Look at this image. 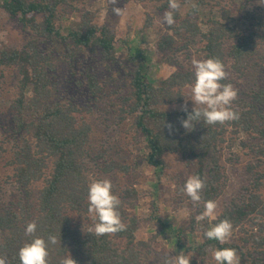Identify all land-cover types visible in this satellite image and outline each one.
<instances>
[{"label": "trees", "instance_id": "16d2710c", "mask_svg": "<svg viewBox=\"0 0 264 264\" xmlns=\"http://www.w3.org/2000/svg\"><path fill=\"white\" fill-rule=\"evenodd\" d=\"M65 1L0 0V7L26 30L33 31L37 37L42 38L43 42L50 41L52 45L62 46L63 48L57 46L58 50L68 60L75 59L88 50L89 53L102 57L105 62H113L115 44L128 45V30L122 28V25L114 29L108 23H94L93 15L84 12L81 21L70 26L65 33L63 25L58 22V8ZM138 1L161 2V8L169 10L168 0ZM234 1L228 6L219 7L216 17L213 15L215 6L208 0H185L191 4V9L184 19L180 18L179 11L174 13L177 21L168 26L172 34L162 36L157 45L158 52L165 55L169 51L178 50L174 35L186 34L203 43L206 59L219 58L225 68L230 62L233 72L243 74L247 64L255 56L260 59V68L264 73V8L249 7L251 0H237L240 8L235 9V6L232 7ZM193 4L196 8L192 7ZM201 14L208 16L207 21L198 22ZM39 16L42 17L41 22H38ZM145 17V27H149L152 25V18L148 15ZM129 48V60L134 70L131 72V95L126 99L127 110L133 116V128L144 138V159L156 178L157 187L161 185L168 167L167 157L171 154L180 155L189 174L199 175L205 181L202 200L217 202L227 182L222 150L229 129L260 140L257 144L259 151L264 154V123H258L257 120L264 116V82L233 101L231 107L239 113V120L208 125L201 119L194 121L193 129L189 131L182 127L180 121L187 119L193 108L187 106L186 113L182 109L170 110L166 107L184 101L182 88L193 83V71L175 70L178 63L168 57L174 71L161 80H154L150 77L147 53H137L131 46ZM50 63L51 60L47 55L44 56L33 40L22 49L4 47L0 50V67L16 66L20 77V93L11 106L17 131L8 139L13 155L10 165H6L8 168L13 166V174L5 178V181L0 178V257L5 258L6 264H20L18 250L25 242L34 238L25 235L26 225L35 221L36 237L47 241L51 234L56 235L58 240L60 238V244L49 245V264H58L66 252L77 264H146L150 253L143 252V243L137 241L138 221L134 216H128L124 202L126 197L130 200L136 197L135 189H126L123 193L125 197L120 200L118 211L126 225L125 231L98 237L82 231L67 215L69 211L79 214L88 212L87 192L90 180L86 161L93 158L89 157L87 150L91 127L77 126L74 107L50 103L53 88L48 71L53 68L54 61ZM160 63L169 65L167 59H161ZM86 79L92 98L98 100L103 88L92 74H88ZM221 82L231 83L227 80ZM29 89L30 93L27 92ZM169 124L172 125L171 133L167 127ZM244 144L242 141L240 145ZM228 161L234 162V159L228 158ZM114 162L107 161L103 167L104 174L114 171L129 172L130 167ZM248 168L254 176V188L252 185L246 187L239 199L224 208L215 224L228 219L235 228L252 214L264 213V200L255 191L264 175L257 172L254 166ZM9 181L21 188V192L25 191L28 197L32 196V191H29L31 187L40 183L35 199V216L31 213L28 217L26 205L22 211L17 212L3 203L4 184ZM200 205L203 207L202 203ZM177 234L178 240H182L183 230L178 229ZM116 238L126 241L123 249L117 247L114 242ZM180 244L185 249V245ZM226 247L234 248L237 254H243L240 246L233 241L221 244L208 239L197 247L190 245L184 254L208 257L212 254L208 249ZM191 264H196V261ZM252 264H264V257H255Z\"/></svg>", "mask_w": 264, "mask_h": 264}, {"label": "rangeland", "instance_id": "374dc122", "mask_svg": "<svg viewBox=\"0 0 264 264\" xmlns=\"http://www.w3.org/2000/svg\"><path fill=\"white\" fill-rule=\"evenodd\" d=\"M208 1L215 6L213 15L216 17L219 14V7L228 6L232 2V0ZM238 1L235 0L232 3L235 9L240 8L237 5L240 4ZM179 2L181 4L180 18L184 19L191 9V4L185 0H179ZM218 2L221 3L218 4ZM161 6V2L118 0L116 7L125 9V15L122 17L112 13L113 6L108 3V0H66L59 6L58 22L63 25L65 33L70 26L81 21L84 12L93 15L94 23H108L114 29L122 25V28L128 30L126 36L128 45L115 44L113 62H105L102 57L89 53L88 50L75 59L68 60L58 50V47L63 48L62 46L52 45L50 41L43 42L42 38L37 37L33 31L26 30L18 20L12 18L0 7V50L4 47L22 49L31 40L36 41L44 56L47 55L51 63L54 61L53 68H49L48 71L53 88V98L50 103L59 104L62 107H74L77 126L91 127L87 150L89 157L93 158L86 161L89 180L91 181V178L111 180L112 191L120 200L125 197L123 193L126 189H135L136 197L131 200L126 197L124 202L128 216H134L138 221L137 241L143 243V252L150 253L146 264H162V260L167 255L175 257L180 252L185 253V249L190 245L195 247L201 245L206 239L204 231L215 224V220L224 208L239 199L246 187L252 185L254 188V182H252L254 176L248 166H254L257 172L264 175V154L259 151L257 144L261 141L256 138L251 139L252 137H248L243 132H233L234 130L230 128L222 150L227 182L217 200L218 207L213 217L197 222L195 217L203 211V207L194 206L190 198L180 191L190 176L182 156L171 154L167 157L168 167L162 177L161 185L157 187L156 178L144 159L146 154L144 138L133 128V116L129 115L127 110L126 99L131 95V72L134 70L129 60L131 52H128V49L131 46L137 53L140 51L147 53L150 60V77L157 81L165 78L174 69L193 71L191 64L193 58L206 59L203 43L198 39L187 37L186 34L174 35L175 47L179 48L178 50L169 51L165 55L158 52L157 45L162 36L172 34L167 25L160 23V17L168 11ZM248 6L264 8V0H251ZM146 15L152 18V25L149 27H145ZM207 18L208 16L201 14L198 16V22L207 21ZM41 21L42 17L39 16L38 22ZM168 57L178 63L177 68L173 67ZM161 59L162 61L167 59L169 65L161 64ZM259 63L260 59L254 56L243 74L233 72L231 63H227L225 70L228 78L226 80L238 90L237 97L263 85L264 73ZM171 67L174 69L172 70ZM88 74L95 76L98 84L103 88L98 100L92 98L87 88ZM19 79L16 66L0 67V178L2 181L13 174V166L8 168L6 165H10L13 155L8 139L17 131L11 106L20 93ZM30 91L29 89L27 92L30 93ZM182 93L185 96L183 102L166 108L181 110L185 105L194 108L189 85L182 88ZM262 113L264 115V109ZM257 120L258 123H264V116ZM242 141L245 142L243 146L240 145ZM228 158H233L234 162H229ZM107 161L128 166L130 170L126 173L114 171L104 174L103 167ZM39 184L31 187L29 191H32V196L28 197V194L23 190L21 192V188L14 182L5 183L3 203H6L7 208L17 212L22 211L26 205L29 209H25L26 212L29 211L28 217L31 213L35 216V199H37ZM257 185L255 191L264 200V176L260 178V183ZM28 204L32 206L29 207ZM67 215L84 232L88 231L93 224V217L88 212L79 214L69 211ZM243 221L239 227L233 228L232 236L228 241L235 242L242 249L243 254L238 253L240 264H252L255 257H264V213H254ZM178 229L183 230L181 242L177 238ZM114 242L120 250L126 243L119 238L114 239ZM180 243L185 245V249L180 246ZM186 256H189L190 264L193 261H196V264H217L212 254L208 257H199L188 253Z\"/></svg>", "mask_w": 264, "mask_h": 264}, {"label": "clouds", "instance_id": "9594fccd", "mask_svg": "<svg viewBox=\"0 0 264 264\" xmlns=\"http://www.w3.org/2000/svg\"><path fill=\"white\" fill-rule=\"evenodd\" d=\"M112 5V13L117 17L125 15V9L116 7L118 0H108ZM196 8V5H192ZM168 11L160 17V23L172 26L175 23L174 13L179 11L181 4L179 0H168ZM194 81L189 85L191 89V100L195 107L188 113L187 106L182 111L188 113L187 119L181 120L182 127L191 131L194 121H203L208 125L225 124L226 122L239 120V113L231 107L232 102L237 99L238 90L231 83H221L228 78L224 63L219 58H208L191 61ZM169 132L172 125H167ZM205 181L199 175L188 176L180 191L190 198L193 205H203V211L195 217L197 222L213 217L218 207L214 200H202V191ZM113 185L109 179L91 178L88 185L87 201L88 213L93 217V224L88 232L96 236L114 235L126 230L118 211L121 201L113 194ZM37 224L29 222L25 228V235L34 237L30 242H25L18 250L20 264H49V245L60 244L56 235H49L47 241L36 237ZM233 225L230 220L223 219L211 225L204 231V237L208 240L225 243L232 236ZM212 258L217 264H240L239 256L234 248H210ZM0 264H6V260L0 257ZM58 264H77L69 253L59 259ZM162 264H190L189 256L180 252L175 257L165 256Z\"/></svg>", "mask_w": 264, "mask_h": 264}]
</instances>
